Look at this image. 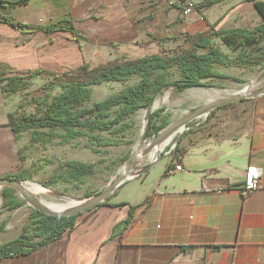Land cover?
<instances>
[{
    "label": "crops",
    "instance_id": "0c3cea01",
    "mask_svg": "<svg viewBox=\"0 0 264 264\" xmlns=\"http://www.w3.org/2000/svg\"><path fill=\"white\" fill-rule=\"evenodd\" d=\"M203 1L190 0L192 10L184 15L183 0H0V68L5 75L59 74L87 62L95 48L154 35L183 46L187 35L208 24L228 29L262 22L250 0ZM8 18L40 26L68 20L77 33L13 26ZM1 85L0 123L1 108L8 120L18 94L4 93ZM258 110L245 127L213 123L190 132L174 157L176 144L124 182L109 204L79 214L60 239L0 264H264V109ZM175 163L183 168L175 170ZM249 165L260 169L261 183L245 193ZM131 206L127 223L114 233Z\"/></svg>",
    "mask_w": 264,
    "mask_h": 264
},
{
    "label": "trees",
    "instance_id": "16d2710c",
    "mask_svg": "<svg viewBox=\"0 0 264 264\" xmlns=\"http://www.w3.org/2000/svg\"><path fill=\"white\" fill-rule=\"evenodd\" d=\"M217 1L219 0H204L202 6H209ZM250 1L261 16V23L255 26L228 29H220L216 27V24H208L207 29L187 35L184 40L185 44L171 55L154 53L132 59L121 57L94 66L84 61L76 68L67 69L59 74L38 69L5 75V70L0 68L1 90L6 94L25 90L31 84V79L44 76L45 81L30 93L29 102L36 105L41 103L42 96L46 95V92L53 86L60 87V91L51 95L42 108L37 107L36 111L32 113L22 116H15L14 111L7 113V125L15 133V138H18V133L32 129L30 140L33 142L48 141L55 137L61 138L62 142H68L85 135L86 132L93 131L122 132L131 126L126 119L140 108L150 109L156 96L164 89L172 87L175 91H183L192 87L211 86L209 81L215 78L239 81L237 77L215 70L214 67L215 65L264 66V47L252 54L244 50L245 47L254 46L264 39V0ZM4 20L18 27L29 26L44 30L66 29L74 34L77 33L73 23L68 20H59L48 26L25 25L9 18ZM216 37L220 38L227 46L238 45L240 51L235 56H229L214 46L213 38ZM77 38H79L78 35ZM172 68L179 70V77L169 80L166 72ZM132 75H140L139 80L134 84L125 87L118 93L107 95L91 105H86L90 99L92 85H98L105 81L122 82ZM24 104L25 101H21L18 106L21 107ZM114 107H119V109L114 115H111V109ZM163 111L164 107L148 111L149 136L157 134L169 124L168 115H163L161 121L157 123V119ZM57 127L64 131L56 133ZM38 128L48 129L39 130ZM90 137L100 145H110L109 141H102L94 136ZM179 150L175 145L172 150L173 157ZM128 156L129 154L122 161L125 162ZM59 169L61 170L59 173H55L41 182L43 186H50L61 180L82 183L85 176L94 172V164L66 160L59 163ZM3 176L25 180L29 177V173L27 170H23ZM228 189H232V186H229ZM1 194L3 197L2 208L12 210L24 204L22 199L16 197L13 187H2ZM102 204L109 203L105 200L98 205ZM123 204L125 203H119V205ZM134 208V206L130 207L127 219L121 222L124 223L123 227ZM78 215L58 217L43 213L35 208L31 209L19 234L11 240L0 243V259L27 254L39 246L60 239L67 230L73 227ZM3 227L4 224H1L0 232Z\"/></svg>",
    "mask_w": 264,
    "mask_h": 264
},
{
    "label": "rangeland",
    "instance_id": "374dc122",
    "mask_svg": "<svg viewBox=\"0 0 264 264\" xmlns=\"http://www.w3.org/2000/svg\"><path fill=\"white\" fill-rule=\"evenodd\" d=\"M154 37L139 38L135 42L125 45L89 50L87 51L86 61L91 66H94L121 57L132 59L154 53L171 55L182 46L180 39H165V36L160 35H154ZM213 44L229 56H235L240 51L238 45L227 46L218 37L213 38ZM262 47H264V39L254 46L245 47L244 50L252 54ZM261 67V65L252 67L215 65V70L235 76L239 81L228 78H215L209 81L211 86L192 87L183 91H175L172 87L164 89L156 96L150 109L140 108L126 119L131 125L128 129L122 132H86L85 135L68 142H62L59 137L48 141L33 142L30 140L32 129L18 133V138H15V133L7 125L8 120L3 115L4 110L7 108L2 107L0 123V176L27 170L29 177L22 181L24 183H31L33 181V183H39L43 186L41 183L43 180L61 171L59 169V163L61 162L77 160L84 163H93L94 172L85 176L82 183L61 180L50 186H45L52 191L51 193L43 194L44 199L53 202L67 199L82 200L88 194L93 195L103 190L122 173L124 167L122 159L144 141V135L148 129L147 113L149 110L153 111L164 107V111L157 119V123L161 121L163 115H168L169 123L174 122L180 117L189 114L193 108L227 95L239 93L249 84L250 79ZM166 74L169 80H173L179 77V70L172 68ZM139 78L140 75H132L122 82L105 81L98 85H92L90 99L86 105H91L107 95L120 92L125 87L137 82ZM44 81L34 80L27 89L18 92L17 95L19 96H14L10 108L11 112L14 111L15 116L32 113L36 111L37 107L42 108L51 95L60 91V87L55 85L46 92V95L42 96L39 105L29 102L31 91L40 86ZM262 89H264V74L254 82L249 92ZM262 96L264 97V95ZM259 97L247 96L209 110L207 115L193 119L187 123L183 131H178L172 135L170 141L161 150L151 151L142 157L136 158L133 164L138 162L139 167L146 165L151 158H155L158 153L162 155L170 146L176 144L178 147H181V139L190 132L206 129L207 126L213 123L217 124L219 128L236 127L238 129L241 126H247L252 117L260 113L258 109H264V100H261ZM19 98H21V101H25L24 106H16ZM14 106L16 107L14 108ZM118 109L119 107L112 108L111 115H114ZM38 129L47 130L48 128ZM63 131L59 127L55 129L56 133H62ZM90 136L97 137L102 141H109L110 145H100ZM159 163H161V160ZM133 164L131 166L132 169H134ZM1 190L2 187H0V225L4 224V227L0 232V242H5L19 234L22 225L27 220L28 213L34 206L24 197L21 191L15 190L16 197L22 199L24 204L12 210L2 208L3 197Z\"/></svg>",
    "mask_w": 264,
    "mask_h": 264
},
{
    "label": "water",
    "instance_id": "95a60500",
    "mask_svg": "<svg viewBox=\"0 0 264 264\" xmlns=\"http://www.w3.org/2000/svg\"><path fill=\"white\" fill-rule=\"evenodd\" d=\"M264 74V66L260 68V70L253 75L250 79L249 84L246 86L244 91H240L239 93L233 95H227L217 100L205 103L201 106L193 108L191 112L183 117H180L174 122L169 123L163 129H161L157 134L149 136V130L147 129L144 135V141L136 146V148L129 154L127 159L124 162V167L122 173L116 177L107 187L103 190L89 195L82 200H73L74 204L68 207L67 209L61 212L51 211L46 208L41 202H39L35 197L31 196L25 189H24V182L22 180L12 179L4 176H0V187L10 186L13 187L15 190H19L23 193L24 197L31 202L35 209L42 211L43 213L54 215L58 217H67L72 215H78L82 212H85L91 208H94L99 203L107 200L111 194H113L124 182H126L131 177L137 176L145 169H147L148 164L139 167L137 169H132L131 166L133 161L136 158L142 157L143 155L150 153L151 151H157V145L161 144L165 139L171 137L176 132L179 131L180 128L185 129L187 123L192 121L195 118H199L203 115H207L209 110H212L216 107L225 105L227 103L237 101L243 99L247 96H261L264 95V89L256 90L253 92H249V89L254 84L256 80H258ZM159 153L155 156L154 160L159 158ZM45 187V186H44ZM124 223H121L116 229L114 233L118 232L120 228H122Z\"/></svg>",
    "mask_w": 264,
    "mask_h": 264
},
{
    "label": "bare ground",
    "instance_id": "6f19581e",
    "mask_svg": "<svg viewBox=\"0 0 264 264\" xmlns=\"http://www.w3.org/2000/svg\"><path fill=\"white\" fill-rule=\"evenodd\" d=\"M246 89V87L241 90L244 91ZM183 128H180L179 131H183ZM171 137H168L167 139H165L161 144L157 145V150H161L169 141H170ZM24 189L33 197H35V199H37L39 202H41L46 208H48L51 211H55V212H61L65 209H67L68 207H70L71 205L74 204L73 200H63V201H49L43 198V194H47V193H51V191L42 186L39 183H33V181L31 183H24L23 184ZM50 195V194H49Z\"/></svg>",
    "mask_w": 264,
    "mask_h": 264
},
{
    "label": "built area",
    "instance_id": "2783aa9c",
    "mask_svg": "<svg viewBox=\"0 0 264 264\" xmlns=\"http://www.w3.org/2000/svg\"><path fill=\"white\" fill-rule=\"evenodd\" d=\"M185 3V6L182 9V13L184 15H187L192 10V3L190 0H183ZM183 167L180 163L174 164L175 170H181ZM261 183V171L259 168H257L254 165H249L246 168L245 176H244V192L252 191L260 186ZM220 192V190H218Z\"/></svg>",
    "mask_w": 264,
    "mask_h": 264
}]
</instances>
